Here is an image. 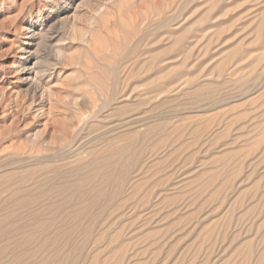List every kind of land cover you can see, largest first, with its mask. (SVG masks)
I'll return each mask as SVG.
<instances>
[{"label": "rangeland", "instance_id": "obj_1", "mask_svg": "<svg viewBox=\"0 0 264 264\" xmlns=\"http://www.w3.org/2000/svg\"><path fill=\"white\" fill-rule=\"evenodd\" d=\"M119 150L61 262L19 241ZM0 264H264V0H0Z\"/></svg>", "mask_w": 264, "mask_h": 264}, {"label": "bare ground", "instance_id": "obj_2", "mask_svg": "<svg viewBox=\"0 0 264 264\" xmlns=\"http://www.w3.org/2000/svg\"><path fill=\"white\" fill-rule=\"evenodd\" d=\"M115 159L119 160L118 165L121 166L122 170L127 169L128 158L126 151H115L112 152L104 162L96 165L94 167V172L72 182H62L54 187L55 189L53 188L49 190L47 194L57 200H55L57 205L56 210H48L45 208V211L43 210L44 207L39 209L38 211L40 212L37 213L39 215V220L34 222V226L37 229H35V231H30V229L23 230V232L20 230L21 233L17 234L19 241L24 242L33 239L34 237H39V239H41L39 242L41 241L42 246L38 250L43 251V246H49L53 250L51 256L61 262L65 257L64 254H66L65 248L68 239L77 236L80 232L79 226L82 224V217L87 212L91 200L102 197L104 194L103 187L105 186V183H108L111 179H116L114 176ZM66 175L68 176L69 173ZM40 188H44V186H40ZM25 196L26 195H23V192H19L17 198L20 199L22 197L19 200V203H29L30 199ZM71 202H77L78 205L71 206L67 209L69 211L64 212L65 207ZM46 215H48L47 218L45 217ZM56 217L58 220L52 222L54 221L52 219ZM54 226H56V228L51 231L50 227ZM13 237L14 234L11 235L10 239ZM9 247L10 246L8 245V250Z\"/></svg>", "mask_w": 264, "mask_h": 264}]
</instances>
